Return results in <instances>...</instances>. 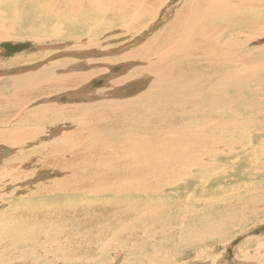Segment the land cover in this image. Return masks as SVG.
<instances>
[{
    "label": "bare ground",
    "instance_id": "6f19581e",
    "mask_svg": "<svg viewBox=\"0 0 264 264\" xmlns=\"http://www.w3.org/2000/svg\"><path fill=\"white\" fill-rule=\"evenodd\" d=\"M159 1L0 0V38H27L41 29L55 38L60 25L69 28L81 18L77 27L86 31L83 24L89 25V35L72 43L85 48L93 45L90 34L115 27L129 32L142 25L156 12L152 4ZM27 5L32 7L26 10ZM262 42L264 0H185L174 18L144 46L126 58L105 62L127 61L135 67L111 83L109 91L95 93L98 99L92 94L76 106L29 109L35 99L76 86L83 77L71 76L67 70L60 75L55 68L31 75L35 80L30 86L15 80L10 106L0 100V145L16 151L12 157H0V172L10 182L31 175L49 177V181H34L29 197L48 196L66 204L75 219L72 230L80 234L82 243L100 242L112 229L114 238L130 231L117 221L129 215H110L108 209L130 210L135 216L130 226L148 231L155 220L169 221L164 213L156 217V210L175 208L182 195L209 208L210 228L205 233L223 239L233 228L238 235L247 234L258 226L254 219L264 217V164L258 161L264 148L259 131L244 132L249 140L243 131L234 132L248 125L237 123L230 114L240 102L235 98L248 90L246 83L264 79ZM139 80L145 82L141 93L119 96V85ZM48 82L53 87L44 90ZM25 89L35 90L23 103L25 94L18 97V93ZM40 115H49L52 125L70 122L71 126L46 131L45 126L32 125ZM229 126L234 131L227 130ZM48 132L56 135L51 141L46 140ZM35 168L45 175H35ZM234 196L241 209L236 202L229 205ZM55 204L60 208V203ZM221 205H229L226 213L216 210ZM198 238L182 241L183 246H201L209 236ZM112 239L101 245L102 241V247L87 243L82 247L104 254ZM255 256L257 260L264 257V244H259Z\"/></svg>",
    "mask_w": 264,
    "mask_h": 264
},
{
    "label": "rangeland",
    "instance_id": "374dc122",
    "mask_svg": "<svg viewBox=\"0 0 264 264\" xmlns=\"http://www.w3.org/2000/svg\"><path fill=\"white\" fill-rule=\"evenodd\" d=\"M184 2L185 0H162L153 3L156 12L150 13L142 25L129 32L125 31L124 28L115 27L100 31L94 36L90 34L92 38L89 37V40L93 42V45L85 48L72 43L77 39L85 40L84 34L89 35L87 33L89 25L83 24L87 32L77 27L82 22L81 18L74 22L77 25L69 26V28L68 26L62 27L59 22L61 31L59 30L55 38L44 29L37 30L27 38L24 36L9 37V39L0 38V100L10 106V102L14 100L10 95L15 91L12 87L15 80L21 81L22 85L30 86L32 85L30 82L35 80V77L30 78L31 75L38 76L37 73H41L43 70L49 71L55 70V68V71L59 72L60 75L67 70L71 76L83 77L84 80H77L76 86L56 91L57 93L52 94L49 98L35 99L30 103L29 109H37L44 105L49 107L76 106L86 102L92 94H94V98L99 97L95 93L109 91L111 83L114 85L116 80L120 79L123 74L134 71L135 67L127 61H120L112 65H106L105 62L126 58L128 54L134 53L144 46L174 18ZM28 7L32 6L27 5L26 10ZM262 44L264 43L262 42ZM252 79V82L246 83L249 87L248 90L244 91L243 96L235 98L236 102L238 100L240 102L238 107L233 109L236 112L230 114L236 118L237 123H244L248 126H241L236 131L229 126L227 130L237 133L243 131V136L247 134L244 132L251 134L259 131L261 133L259 144L264 148V91H259L257 88L259 86L260 89L264 90V79ZM67 83L70 82L67 81ZM41 85L43 86V84ZM48 86L53 87L51 82H48L47 87L43 86V89L47 90ZM119 86L122 89L119 96L125 98L141 93L145 88V82L139 80ZM11 90L12 92H10ZM34 90L25 89L21 91L22 93H18V97L25 94L26 98L22 100L24 103L27 97L32 96ZM44 90L41 91V94ZM252 91L256 95L247 96ZM252 102L259 103L252 104ZM13 108L8 107V110H13ZM50 118L49 115H40L37 123L34 122L32 125L45 126V130L51 132L56 127L59 129L62 127V130H66L68 126H71L70 122H57L52 125ZM46 135L47 141L53 140L56 136L49 134V132ZM244 138L245 140L250 139L246 136ZM13 150L14 148L0 145V157H12L16 151ZM258 161L264 164V153L259 156ZM219 163L223 165V161H219ZM28 171L30 169L27 170V173H29ZM34 173L35 175H45L40 168H35ZM229 175L227 179H229ZM3 176V173L0 172V264H264V257H259L257 260L255 256L259 244H264V217L260 215L253 222L258 223V226L252 227L247 234L238 235L239 233L230 228L227 236L223 239L217 238L218 235H209L204 231L210 228V223L206 221L208 216L206 213L209 208H203L191 201L188 202L187 198L182 195L175 208H158L156 210L158 213L155 215L156 217L164 213L166 217H169V221L163 223H159V220L149 221L152 228L148 231L143 230L144 228L140 225L139 227L130 226L135 217L134 214L130 215V210L126 209L124 213L122 210L108 209L107 213L109 212L110 215L117 213L129 215L128 219L117 221L120 222V225L129 228L130 231L114 238L116 233L112 229L106 237L104 236L105 238H100V242L85 241L82 243L80 234L72 230L75 219L71 218L73 213L66 209V204L54 201L52 198L48 199V196L35 195L29 197L28 191L33 190L30 185L34 181H49V177L45 175L41 178L38 177L40 178L38 179L31 175L18 180V182H10ZM231 194L236 195L233 192ZM57 195V197L65 196L63 194ZM234 198L235 201L231 200L232 203L229 202L231 203L229 205L236 202L240 208L238 198L236 196ZM43 201L46 203L43 204ZM55 203H60V208ZM229 205H221L215 208L220 213H226V208ZM181 209H186L185 213ZM243 215H247V212ZM219 219L217 217V220ZM115 222L113 220V223ZM253 223H250L247 228H250ZM197 235L209 236V239L205 240L201 246H183L182 241L191 242L193 239L197 241L199 239ZM222 235L224 234L222 233ZM111 239V246L105 250L104 254L98 253L100 249L95 251V249L82 247L86 243L99 247L98 245L102 241L101 245L104 241L110 242ZM186 239L191 240L185 241ZM218 239L219 241H217ZM101 245L100 247H102Z\"/></svg>",
    "mask_w": 264,
    "mask_h": 264
}]
</instances>
